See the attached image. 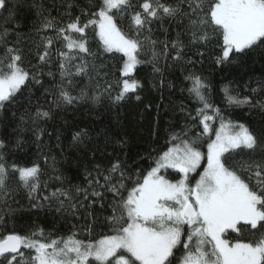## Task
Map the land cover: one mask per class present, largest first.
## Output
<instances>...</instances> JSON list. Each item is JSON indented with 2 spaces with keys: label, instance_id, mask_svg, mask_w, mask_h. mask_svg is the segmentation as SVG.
I'll return each instance as SVG.
<instances>
[{
  "label": "trees",
  "instance_id": "obj_1",
  "mask_svg": "<svg viewBox=\"0 0 264 264\" xmlns=\"http://www.w3.org/2000/svg\"><path fill=\"white\" fill-rule=\"evenodd\" d=\"M99 2L5 0V6L0 7V58L6 48L18 49L22 56L20 66L29 72L15 102L0 108V141L6 146L0 152L9 165L31 167L35 163L40 169L38 188L31 198L29 188L9 169L10 194L0 196V215L4 216L0 236L10 233L28 236L42 230L41 239L74 235L85 243L98 240L105 234H113L107 218L113 214L111 205L120 198L107 191L105 176L111 175L110 184L117 185L122 171L125 188L130 189L135 180L142 181L159 156L173 144L199 137L197 143L205 152L220 127V117L225 123H244L258 134L264 132V45L242 54H230V60L217 63L222 55V37L212 34L207 41L192 42L191 34L185 30L186 20H153L137 34L131 23L132 10H113L117 26L126 35L138 38L142 45L138 54L141 62L131 74L139 87L119 102L114 103L113 98L120 90L117 81L124 79L120 68L125 58L118 52L105 51L95 25L85 30L89 53L73 50L71 75L61 76L59 52L68 49L58 30L77 17L81 26L96 19L92 14L98 10ZM130 2L136 6L143 0ZM48 21L53 26L45 27ZM149 36L156 41L155 45L145 39ZM178 38L183 45L181 58L173 59L176 49L172 42ZM49 39L52 44L42 62L39 57ZM153 50L160 55L154 58ZM81 65L86 71L77 75L76 67ZM154 65L160 71H155ZM192 75L208 85L201 91L219 109V115L209 121L210 136L201 135L203 126L197 110L203 104L189 91L193 82L187 78ZM61 88L74 97H81L82 91L84 95L70 105L57 106ZM225 88L241 99L248 98L250 103L230 106L225 100ZM37 109L49 112L50 116L33 124L30 117ZM208 114L214 115L210 109ZM77 132L84 134L74 141ZM173 136L179 139L173 140ZM225 157L230 166H234L233 161L247 159L240 150L226 153ZM113 164H119L120 170L109 173ZM164 175L173 182L179 177L171 171ZM57 189L68 195H60ZM93 190L101 195L93 196ZM121 192L127 196V191ZM247 227L243 236L229 230L227 238L232 242L251 239L254 230ZM22 250L29 254L28 249ZM89 261L98 264L93 259Z\"/></svg>",
  "mask_w": 264,
  "mask_h": 264
},
{
  "label": "snow or ice",
  "instance_id": "obj_2",
  "mask_svg": "<svg viewBox=\"0 0 264 264\" xmlns=\"http://www.w3.org/2000/svg\"><path fill=\"white\" fill-rule=\"evenodd\" d=\"M4 6L5 0H0V7ZM97 7L98 10L92 14L96 19H89L81 26L77 17L58 30V35L65 42L64 47L68 49L67 52H59L61 76L71 75L70 61L73 57L70 53L73 50L89 53L85 30L95 25L96 35L105 51L122 53L125 58L120 68L124 79L117 81L120 90L113 98L114 103L139 87V82L131 78V74L141 62L138 54L142 47L138 38L126 35L117 26L114 9L132 10L131 23L137 34L153 20L167 18L178 22L186 20L185 30L191 34L192 42L207 41L212 34L222 37V55L217 58V63L230 60V54H242L264 45V0H143L136 6L130 0H100ZM51 26L52 21L45 24V27ZM72 33L79 34L78 38H74ZM145 39L152 45L156 44L150 36ZM51 44L52 40H47L40 61H45L47 47ZM172 47L176 49L173 59H180L183 45L179 38L172 42ZM152 54L154 58L160 55L154 50ZM163 55H167L166 50ZM21 61L18 49L6 48L4 57L0 58V108L15 102L16 93L29 78V72L20 66ZM154 70L160 71L155 65ZM85 71L82 65L76 67L77 75ZM187 79L193 82L189 91L203 104V108L197 110L201 117L199 123L203 126L201 135L210 136L212 128L209 121L219 115V109L214 108L201 91L208 85L199 76L192 75ZM223 91L230 106L250 103L246 97L241 99L232 95L228 88ZM83 95L82 91L81 97H74L61 88L57 106L70 105ZM209 109L214 115L208 114ZM49 116V112L37 109L30 119L36 124ZM220 120L215 139L207 143L206 166L194 184L190 174L195 173L205 159V153L197 143L199 137L168 147L156 160L155 167L143 176L142 181L139 178L135 180L130 189L125 188L122 171L117 185L110 184L111 175L104 177L107 191L120 197L111 205L113 214L107 218L113 234H105L87 243L74 235L41 239L42 230L28 236L16 233L2 235L0 257L3 259L0 264L5 261L6 264H90V257L98 264H113V261L114 264H264V132L258 134L244 123H225L222 117ZM24 122L22 115L21 123ZM83 134L77 132L73 140H78ZM172 139L179 138L173 136ZM5 147L0 141V149ZM236 150L244 153L247 159L233 161L234 166H230L225 154ZM161 168L175 169L181 178L175 182L165 179L159 174ZM9 169L18 174L23 186L29 188L31 198L38 188L39 166L35 163L31 167L15 163L9 165L0 152V196L10 194L7 184ZM118 170L119 164H113L109 173ZM89 183L91 185L92 181ZM122 189L127 191L126 197L122 195ZM57 193L68 195L59 189ZM92 195L99 197L101 193L93 190ZM3 221L4 216L0 215V224ZM247 226L254 230L251 239L232 242L227 238L229 230L243 236L248 231ZM185 234L186 240L182 239ZM181 245L182 254L178 257L176 252L180 251ZM22 249H28L29 254ZM33 251L34 255L31 254Z\"/></svg>",
  "mask_w": 264,
  "mask_h": 264
},
{
  "label": "rangeland",
  "instance_id": "obj_3",
  "mask_svg": "<svg viewBox=\"0 0 264 264\" xmlns=\"http://www.w3.org/2000/svg\"><path fill=\"white\" fill-rule=\"evenodd\" d=\"M120 54H122V53H120ZM213 139H215V136H214V138ZM206 152H207V147H206V150H205V159H203L202 161H201V166L197 169V171L195 172V173H191L190 174V177L192 178L191 179V183L192 184H194L195 183V179H198L199 178V173L200 172H202L203 171V168H204V166H206ZM167 171H171V172H175V173H177L178 175H179V177H178V180L181 178V174L178 172V171H176L175 169H171V168H161L160 169V175H162V176H164V178L165 179H167L166 177L167 176H165L164 174H166L167 173ZM169 180V179H168ZM175 182V181H174ZM186 226H185V233H186ZM186 234L182 237V239H185L186 240ZM194 240H195V238H194ZM193 244H194V241H193ZM180 247V251H177L176 253H177V255H178V257L182 254V248H183V246L181 245V246H179ZM89 260H92V258L90 257L89 258Z\"/></svg>",
  "mask_w": 264,
  "mask_h": 264
},
{
  "label": "water",
  "instance_id": "obj_4",
  "mask_svg": "<svg viewBox=\"0 0 264 264\" xmlns=\"http://www.w3.org/2000/svg\"><path fill=\"white\" fill-rule=\"evenodd\" d=\"M0 258H2V257H0Z\"/></svg>",
  "mask_w": 264,
  "mask_h": 264
}]
</instances>
